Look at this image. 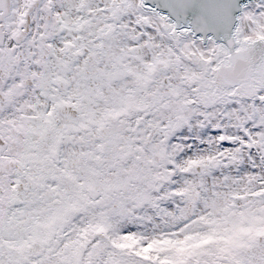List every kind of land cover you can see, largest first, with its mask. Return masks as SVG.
Returning <instances> with one entry per match:
<instances>
[{
	"label": "snow or ice",
	"instance_id": "6c2138e0",
	"mask_svg": "<svg viewBox=\"0 0 264 264\" xmlns=\"http://www.w3.org/2000/svg\"><path fill=\"white\" fill-rule=\"evenodd\" d=\"M0 264H264V0H0Z\"/></svg>",
	"mask_w": 264,
	"mask_h": 264
}]
</instances>
